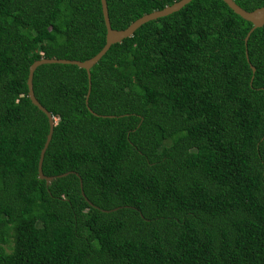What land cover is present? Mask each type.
Wrapping results in <instances>:
<instances>
[{"label":"trees","instance_id":"1","mask_svg":"<svg viewBox=\"0 0 264 264\" xmlns=\"http://www.w3.org/2000/svg\"><path fill=\"white\" fill-rule=\"evenodd\" d=\"M106 1L124 29L178 0ZM251 27L223 0H191L110 46L88 105L85 69L39 65L55 121L42 171L69 172L47 184L29 66L99 52L101 3L0 0V264H264V25L245 46Z\"/></svg>","mask_w":264,"mask_h":264},{"label":"water","instance_id":"2","mask_svg":"<svg viewBox=\"0 0 264 264\" xmlns=\"http://www.w3.org/2000/svg\"><path fill=\"white\" fill-rule=\"evenodd\" d=\"M191 0H178L170 5L165 6L164 8L160 10H154L150 13H146L142 15L141 17L137 18L133 22H131L126 28L124 29H113L110 24L109 14H108V6L106 0H100L101 3V9H102V15L104 24L106 27V36H105V44L103 47L97 52L94 56L80 61V60H74V59H64V58H41L39 60L34 61L29 66L28 76H27V87H28V97L31 100L32 104H34L39 110H41L48 119L49 129L48 133L46 135L45 142L43 144V147L40 151L39 161H38V177L40 179H44L47 184H49L55 177H61L67 175L69 172H65L62 174H58L56 176H46L43 174L42 171V162L44 158V153L46 151V148L51 140L52 133H53V127H54V118L51 115V113L43 106L41 103L37 100V98L34 95L33 91V74L35 69L41 65V64H47V63H60V64H72L76 65L79 68H83L86 70L88 75V90L85 96L86 105H88V98L90 94L91 89V75H90V69L94 64H96L101 57L107 52V50L110 48V46L114 43H118L122 41L124 38L130 37L133 35L135 30L139 28L142 24L157 19L159 17L168 15L172 12L180 10L183 6H185L187 3H189ZM227 6L232 9L236 14H238L243 19L249 21L252 23V27L247 32L244 41L245 46L247 45V40L251 34V32L255 28L262 27L264 25V5L257 7L253 10H246L242 8L240 5H238L234 0H223ZM246 59L249 61L248 58V52L247 48L245 50ZM251 70L254 73L255 67L250 64ZM253 78V77H252ZM92 112V111H91ZM95 114L94 112H92ZM78 175V174H77ZM80 187H81V194L84 196V192L82 190V181L80 179Z\"/></svg>","mask_w":264,"mask_h":264}]
</instances>
